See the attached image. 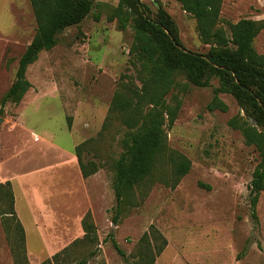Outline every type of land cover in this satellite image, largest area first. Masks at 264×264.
<instances>
[{"label":"rangeland","instance_id":"1","mask_svg":"<svg viewBox=\"0 0 264 264\" xmlns=\"http://www.w3.org/2000/svg\"><path fill=\"white\" fill-rule=\"evenodd\" d=\"M137 1L139 10L142 12L144 5L152 18L159 7L171 16L185 50L208 51L198 37L195 20L174 0ZM119 2L93 0V13L99 20L90 14L81 24L63 30L56 46L41 52L27 67L25 78L31 88L18 104L9 102L0 113L4 119L0 125V183L10 182L14 205L18 202L29 264H40L62 250L43 247L31 217L20 208L27 199L43 193L47 187L43 174L56 171L66 160L54 146L73 151L74 146L99 138L120 85L139 86L129 56L132 22L122 30L116 20H107ZM241 19H264V0H223L219 27L227 31L229 23ZM35 32L29 0H0V101L15 81L19 59ZM253 46L264 56V30ZM176 81L180 86L172 94L181 105L175 122L165 129L167 147L189 160V172L172 187V165L166 159L161 161L153 181L125 201L114 225L112 165L121 153L123 128L113 118L103 136L92 143L91 151L82 152L84 162L92 159L101 167L93 178L96 185L92 180L67 185L71 193L80 186L77 205L82 207L83 217L91 214L97 235L95 245L78 248L70 263L77 264L87 257L88 249H94L97 255L87 264H137L134 255L142 237L156 230L167 244L155 264H264V190L256 205V219L251 215L248 190L260 157L253 146L245 145L241 133L228 125L233 117L246 116L228 94L218 95L226 112L207 109L216 79L207 88L187 85L183 76ZM167 101L174 105L171 96ZM5 191L0 188V264H14L4 230L3 213L9 208L3 199ZM50 192L54 197L55 191ZM76 221L64 232L59 230L61 222L36 225L67 247L81 238Z\"/></svg>","mask_w":264,"mask_h":264},{"label":"trees","instance_id":"2","mask_svg":"<svg viewBox=\"0 0 264 264\" xmlns=\"http://www.w3.org/2000/svg\"><path fill=\"white\" fill-rule=\"evenodd\" d=\"M174 1L195 20L198 37L208 46L205 54L189 52L182 47L175 22L161 7L152 18L145 13L144 5L142 12L139 10L137 0H120L107 17L109 22L116 20L122 30L132 22L133 42L129 56L139 82V86L120 85L97 138L103 136L113 118L123 128L119 139L121 153L112 165L115 201L112 223H118L125 201L132 198L136 190L142 192V187L153 181L155 169L161 161L166 159L172 165L171 173L175 177L172 187L190 170L189 160L170 152L167 147L165 129L173 125L181 105L177 95L172 94L180 86L176 81L178 76H183L187 85L198 88H207L213 79L217 80L214 97L207 106L209 111L226 112L227 106L218 95L228 94L244 112L246 119L235 116L228 125L238 130L245 145L253 146L260 157L248 187L251 215L256 219V205L264 190V56L255 51L253 42L264 30V19H241L234 24L229 23L226 31L219 27L223 0ZM155 2L159 3V0ZM29 3L36 32L19 59L15 81L0 101V113L9 102L18 104L31 88L25 78L27 67L37 60L41 52L56 46L57 36L63 30L81 24L90 14L94 20H99V15L93 13V0H29ZM168 96L174 105L168 103ZM96 140L84 141L73 150L84 179L101 168L92 159L84 162L82 157V152H90ZM0 188L6 189L3 199L9 205L3 216L13 263L29 264L25 232L14 211L10 182L0 183ZM81 227L83 236L80 239H75L40 264H72L70 260L78 248L93 247L97 235L89 212L82 218ZM110 238L123 256L112 235ZM166 244V239L156 230L144 234L134 260L137 264H155ZM88 250L87 257L79 259L77 264H87L97 255L94 249Z\"/></svg>","mask_w":264,"mask_h":264},{"label":"crops","instance_id":"3","mask_svg":"<svg viewBox=\"0 0 264 264\" xmlns=\"http://www.w3.org/2000/svg\"><path fill=\"white\" fill-rule=\"evenodd\" d=\"M47 146L52 148V144H48ZM54 148L60 153H62L66 157V160L62 163V165H60V168L56 167L54 169L56 171L54 172L48 171L45 174H43L46 177L45 179L47 186L46 188L43 189V193L42 194L39 193V197L35 199H27L23 207L20 205V208L25 210L28 216L31 217L30 219L34 224L35 229H37L38 231V235L41 238V243L43 247L45 248L57 247L60 249H64L66 245H63L62 243L63 241L61 242L60 241L56 242V240L54 241V236L50 234V231L49 234L47 235L44 229H41L40 226L36 224L42 221H45L47 223L61 222L63 225L62 227H60L59 230L61 232H64V231H69L70 229H68V225L70 223H73L75 220H77L76 222L79 223V227H80L81 220L84 215L82 213V207H78L77 205V201H78L77 196H79L78 192L80 186L77 189H75L76 192L74 190L71 193V191L67 190V185L70 184L72 186L74 181L79 183L80 185V182H84V180L86 181L92 180L91 184L95 186L97 182L93 178H96L97 175L94 174L84 179L80 173L78 162L73 151L72 150L67 151L57 146H54ZM53 176L55 177L54 181H52ZM50 190L55 191L54 197L53 195H51V192L49 193ZM17 206H18V202H15L14 208H15L16 216L20 221L21 219L19 217V211H18L19 209L17 208ZM79 231L81 233H79L78 236L82 237L83 236L82 227L80 228ZM43 233L45 234V236ZM42 238H45V241H43Z\"/></svg>","mask_w":264,"mask_h":264},{"label":"water","instance_id":"4","mask_svg":"<svg viewBox=\"0 0 264 264\" xmlns=\"http://www.w3.org/2000/svg\"><path fill=\"white\" fill-rule=\"evenodd\" d=\"M4 122V119L0 117V125Z\"/></svg>","mask_w":264,"mask_h":264}]
</instances>
